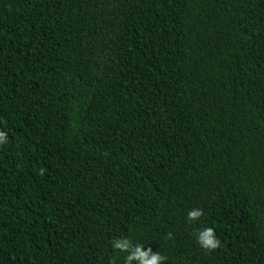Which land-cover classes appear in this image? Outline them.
<instances>
[{
    "label": "trees",
    "instance_id": "trees-1",
    "mask_svg": "<svg viewBox=\"0 0 264 264\" xmlns=\"http://www.w3.org/2000/svg\"><path fill=\"white\" fill-rule=\"evenodd\" d=\"M0 131V264H264V0H0Z\"/></svg>",
    "mask_w": 264,
    "mask_h": 264
},
{
    "label": "clouds",
    "instance_id": "clouds-1",
    "mask_svg": "<svg viewBox=\"0 0 264 264\" xmlns=\"http://www.w3.org/2000/svg\"><path fill=\"white\" fill-rule=\"evenodd\" d=\"M6 139L7 134L0 131V145L4 144ZM203 215L202 209H191L187 214V219L191 223L199 220ZM168 236L171 238V233H168ZM196 236L198 244L205 250H215L220 244L214 229L211 227L199 230ZM112 244L115 249L127 253L124 264H132L133 261H137L138 264H162L167 259L159 252H153L150 248L145 251L142 244L133 245L128 238L113 240Z\"/></svg>",
    "mask_w": 264,
    "mask_h": 264
}]
</instances>
